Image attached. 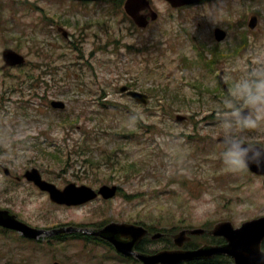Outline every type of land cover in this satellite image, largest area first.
<instances>
[{
	"label": "rangeland",
	"instance_id": "obj_1",
	"mask_svg": "<svg viewBox=\"0 0 264 264\" xmlns=\"http://www.w3.org/2000/svg\"><path fill=\"white\" fill-rule=\"evenodd\" d=\"M70 1L0 0V68L6 48L28 61L0 75V208L44 229L144 223L168 235L145 244L156 252L173 246L171 233L210 229L223 220L239 227L264 216V180L226 170L216 144V112L227 95L218 88L220 70L230 87L231 75L264 65V0H230L232 13L224 8L226 0L183 10L151 0L159 19L145 30L123 7L115 8L121 0L73 8ZM60 15L73 21L61 24L69 40L56 33ZM252 15L261 16V28L250 36ZM217 26L229 35L232 58L215 68L198 50L201 43H217ZM244 39L251 46L233 54ZM204 51L206 57L211 53ZM184 58L197 59L196 67L185 66ZM124 85L148 94L149 103L121 94ZM53 100L65 102L66 109H53ZM177 114L187 121L177 123ZM253 135L264 142V132ZM133 163L137 170L128 169ZM4 168L22 179L5 175ZM32 168L60 188L93 180L121 192L83 207L59 206L23 178ZM212 241L194 239L201 245ZM37 242L0 229V264H136L98 241L42 236Z\"/></svg>",
	"mask_w": 264,
	"mask_h": 264
},
{
	"label": "water",
	"instance_id": "obj_2",
	"mask_svg": "<svg viewBox=\"0 0 264 264\" xmlns=\"http://www.w3.org/2000/svg\"><path fill=\"white\" fill-rule=\"evenodd\" d=\"M174 7H181L188 4L197 3L201 0H168ZM125 9L136 24L145 28L148 25L146 16L142 11L151 9L149 0H126ZM153 20L157 18L155 13L150 15ZM254 26V21L251 23ZM6 66H15L24 63V57L17 54L13 50L4 52ZM125 90L124 88L122 89ZM137 100L146 103L147 97L141 93H130ZM52 105L56 108H64V104L53 102ZM182 120V118H179ZM258 174H264L255 167L251 168ZM29 180L34 181L42 190L48 191L51 194V199L61 204H81L97 197V193L86 186L77 187L75 184H70L65 190H58L54 185L42 180L38 170L34 169L27 173ZM116 187H103L100 193L105 198L109 199L116 195ZM0 225L7 228L15 229L22 232L26 237L37 238L43 233H59L66 232H82L94 236H100L103 239L111 242L118 252L125 256H136L143 264H181L194 260L212 259L219 255H227L232 257L236 264H264V252L262 251V242L264 241V217L247 221L240 228L235 229L230 222H222L215 226L210 234L215 236H224L228 243L221 246L205 245L193 251H162L154 255L135 253V248L138 243L148 234V230L142 226L131 225L127 223H110L99 230L80 229L68 227L52 232L37 230L28 224L17 219L16 215L7 210L0 209ZM206 231L204 229H194L182 231L175 238V243L182 247L189 240L187 234L201 235ZM162 234L153 235V239H158ZM123 237L129 240H123ZM59 264V263H55Z\"/></svg>",
	"mask_w": 264,
	"mask_h": 264
},
{
	"label": "clouds",
	"instance_id": "obj_3",
	"mask_svg": "<svg viewBox=\"0 0 264 264\" xmlns=\"http://www.w3.org/2000/svg\"><path fill=\"white\" fill-rule=\"evenodd\" d=\"M229 78L227 95L216 112L221 163L233 173L253 167L264 171V142L253 135L264 132V65Z\"/></svg>",
	"mask_w": 264,
	"mask_h": 264
},
{
	"label": "flooded vegetation",
	"instance_id": "obj_4",
	"mask_svg": "<svg viewBox=\"0 0 264 264\" xmlns=\"http://www.w3.org/2000/svg\"><path fill=\"white\" fill-rule=\"evenodd\" d=\"M90 3H93V4H94V2H90ZM95 4H99V3H95ZM64 23H65L66 25H71V26H72V22H71V20H64ZM58 30H59V32H60L61 34L65 35V36L68 35V31H66V30L63 29V27H62V25H61V21H60V23H59V25H58Z\"/></svg>",
	"mask_w": 264,
	"mask_h": 264
},
{
	"label": "trees",
	"instance_id": "obj_5",
	"mask_svg": "<svg viewBox=\"0 0 264 264\" xmlns=\"http://www.w3.org/2000/svg\"><path fill=\"white\" fill-rule=\"evenodd\" d=\"M121 3V2H120ZM108 160H110V159H107L106 161H108ZM98 164H101L100 162L98 163ZM132 167H135V165H132ZM207 264H219V263H214V261H212V262H209V263H207ZM229 264H231V263H229Z\"/></svg>",
	"mask_w": 264,
	"mask_h": 264
}]
</instances>
